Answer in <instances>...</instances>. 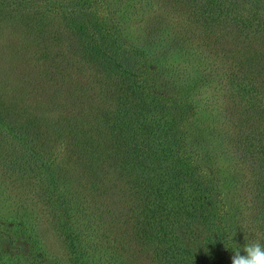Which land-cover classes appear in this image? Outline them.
I'll list each match as a JSON object with an SVG mask.
<instances>
[{
  "label": "trees",
  "instance_id": "obj_1",
  "mask_svg": "<svg viewBox=\"0 0 264 264\" xmlns=\"http://www.w3.org/2000/svg\"><path fill=\"white\" fill-rule=\"evenodd\" d=\"M152 1L0 0V30L13 26L22 33L18 41L23 42V47L16 43L18 49L11 46L12 30L1 37L5 43L0 45V178L11 172L9 181L17 182L15 188L19 191H26L28 180L34 176L40 186L34 195L40 205L55 213L60 211L62 226L78 264H95L97 256H88L81 248L85 238L95 241L91 240L89 231L81 230L84 219L81 221L76 216L77 211H85L86 218L87 214L97 219L103 236L113 240L108 250L117 256L116 261L124 264L121 257L126 264L129 261L125 255L128 236L118 224L129 196L140 206L146 199L142 197L146 188L141 189L142 183L134 179L137 174L132 177L129 173L126 191L120 194L117 192L119 181H114L109 172L112 165L107 164L115 161L123 164L122 168L130 165L125 154L130 155L138 147V134L135 141L133 130L136 123L147 131L146 124L154 119V114L162 117L168 108L180 113L179 118L174 115L170 128L172 139L180 135L179 142L172 140L176 142V150L171 149L173 143H159L163 150L156 156H167V162L171 161L169 174L173 171L181 176L201 169L199 164L188 161L186 140L198 142L205 151L204 135L228 132L230 125L243 135L253 126L234 121L216 122L205 117L203 100H194L188 92L201 74L200 65L195 62H203L205 58L191 55L190 49L202 50L205 35L217 34V43H222L221 49H217V58L223 62L222 70L229 71L228 84L233 88L239 86L240 95L249 93L255 84L251 81L255 74L248 80L246 74L236 75L229 59L230 55H238L241 61L235 62L242 63L243 68L254 65L264 72V0H165L155 10ZM93 6L97 8L95 11ZM161 8V14H156ZM100 9L102 15H99ZM49 19L58 20L59 29L49 26ZM47 28L55 34L45 38ZM7 34L9 39L4 38ZM24 41L32 46H24ZM47 43L61 50L51 52ZM48 51L62 67L47 69L43 65V55ZM19 54H22L19 60L22 65L15 67ZM47 70L52 72L46 74ZM60 76L65 78L64 83ZM81 78L87 81L85 87L78 80ZM68 85L84 97L90 90H97L96 100L100 98L103 103L107 98V103L104 102L107 105L99 101L101 110L90 106L86 107L90 115L72 116L63 92ZM190 112L198 122L191 120ZM256 116L264 117V106ZM80 117L85 119L77 120ZM150 153L154 154V149L147 144L145 155L148 157ZM149 158L143 159L147 162L141 169L153 170ZM159 176L158 173L157 180ZM2 184L5 182H0V187ZM119 197H124L123 203ZM161 197L166 198L161 202L164 213L178 214L169 194ZM75 203L78 205L73 208ZM190 215L196 219L197 214ZM3 222L0 211V223ZM20 224L21 234L25 235L24 226L28 223ZM217 232L225 242L217 241V263L229 264L234 250L232 241L221 222L217 224ZM4 234L13 241L8 231ZM180 234L176 232V241L182 239ZM91 246L93 250L99 249L94 243ZM201 251L198 248L188 251L191 264L202 262L207 252L200 255ZM133 263L138 264L135 260ZM0 264L28 263L18 249L7 251L0 247Z\"/></svg>",
  "mask_w": 264,
  "mask_h": 264
},
{
  "label": "rangeland",
  "instance_id": "obj_2",
  "mask_svg": "<svg viewBox=\"0 0 264 264\" xmlns=\"http://www.w3.org/2000/svg\"><path fill=\"white\" fill-rule=\"evenodd\" d=\"M162 1L165 0H153L151 3L155 5L153 9L155 10V7L157 9V6L161 7L159 3ZM95 9L97 8L93 6V11ZM161 12L162 8L156 14H161ZM102 14L100 9L99 15ZM148 17L151 15L149 14ZM58 22L53 19L49 26L59 29ZM7 24L10 25L9 22ZM7 31H10V37L14 41L11 46L18 49L16 43L19 42V46L23 47L22 40L18 41L22 37L20 36L22 33L11 25L7 29L0 30V45L5 43L1 37ZM53 34H55L53 30L47 28L44 37L48 38ZM30 35L33 34L30 33ZM10 37L7 34L4 38L9 39ZM204 40L206 43L205 47H201L202 50L190 49L193 52L191 55H199L205 60L204 63L199 60L195 62L200 65L198 68H200L201 74L198 76V81L189 87L191 89L188 91L189 94L196 101L203 100V113L205 112L204 115L209 117V120L226 123L234 121L242 126L248 124L249 127L252 124L253 126L248 133L243 135L237 133L234 125L229 126V133L216 132L204 135L207 140L205 151H202L198 142L190 143L186 140L188 161L192 164L194 162L199 164L201 169L189 174L184 173L183 176L176 175V172L173 171L169 174L171 161L167 162V156H156L159 150H163V146H160L159 143L171 144L173 139H176L177 142L180 141V135H175L173 139L170 136L173 117L175 115L179 118L180 113L168 108L163 112L162 117L154 114V119L146 124L148 125L147 131L138 123L133 126L135 141L138 134L139 142L137 143L138 147L130 155L125 154L126 159L129 158L130 165L122 168L123 164L120 162L109 161L107 164L112 165L109 172L114 181L117 183L119 181L117 192L120 194L126 191L130 174L132 177L137 174L134 179L138 183H142L141 189L146 188V192L142 196L146 199L140 206H137L135 201L132 202V198L129 196V201L125 202L123 206L124 216L118 224L125 231L129 240L128 254H125L129 260L127 264L133 263V260L138 264H191L188 251H193L196 248L199 251L202 249L200 255L207 252L200 264H221L217 263V241L223 243L224 239L217 232L219 222L226 227L234 250L237 246L243 248L246 236L249 239L253 236L264 237V117L256 116L257 111L264 106L263 68L254 65L243 68L242 63L239 65L235 62L240 63L241 58L238 55H230L229 61L235 66L236 75L246 74L247 80L252 78L249 77L252 73L256 76L251 79L255 84L249 93L240 95L237 93L240 90L239 86L236 85L233 88L228 84L227 74L229 71L222 70L223 62L217 58V49H221L222 46V43H217V34L213 37L205 35ZM25 44L30 45L31 43L24 41V46ZM53 46L51 43H47V48L51 52L56 53L61 50V48L56 49ZM190 50L187 49V51ZM202 53L204 54L201 55ZM21 55L16 57L15 67L22 65L19 61L22 60ZM43 56L45 60H43V65L47 69H49L48 67L55 69L62 67L50 51ZM191 57L190 59H193L194 56ZM74 67L77 66L74 65ZM51 72L52 70H47L46 74ZM60 77L64 83L65 78ZM78 80L85 87L87 81L83 78ZM63 92L67 95L65 103L70 104L68 109L72 116L91 113L86 110V107L93 106L95 109L101 110L100 103L107 105L105 104L107 98H104L105 103H102L100 98L96 100L97 90H90L87 97H84L77 93L74 86L68 85ZM196 105L200 106L201 104L196 103ZM218 110H221L220 115H217ZM157 116L160 118V122L156 125ZM190 117L194 122L199 121L192 116V112H190ZM81 118L85 119V117H80L77 120ZM202 118L204 117H200V119ZM175 143H173V147L171 146L172 151L177 148ZM147 144L152 145L154 149V154L150 153L148 156L153 170L141 169L146 167L145 163L148 160L145 155ZM140 149L142 151H139ZM139 154H142V157ZM139 166L140 169L135 170V167ZM158 173L160 176L157 180ZM12 176L13 174L9 172L6 177L0 178V182H5L0 187V211L4 216V222L0 223V247L7 251L13 248L18 249L28 264H78L77 256L70 248V239L62 226L60 211L52 212L38 203L39 200L34 195V190L39 191L40 186L34 176L28 180L26 191H19L15 188L17 182L14 181L12 184L13 182L9 181ZM167 193L171 198L169 200L175 201L176 211L178 210L176 215L169 216L162 209L161 202L166 198L161 196H165ZM119 198L123 203L124 197ZM77 205L75 203L73 208H76ZM27 208L30 211H25ZM192 213L197 214L196 219L190 215ZM25 214L27 217H24ZM76 216L81 221L84 219L81 230L89 231L93 237L91 240L95 241L90 242V238L83 240L81 248L84 253H88V256H97L95 264H120L115 260L117 256L108 250L109 242L113 243V240L103 236L104 231L100 230L101 227L97 219L95 220L87 214L86 218L85 211H77ZM19 223H21L20 225L28 223L24 226L25 235L21 234ZM94 230H96L95 234ZM5 231H8L9 235L14 238L12 242L4 234ZM176 232L182 233L180 234L182 239L179 241H176ZM92 243L99 249L94 248L93 250ZM225 245L227 248L228 245ZM120 256L122 255L120 254ZM184 257L187 259L185 263H183ZM208 257H212V259ZM121 259L126 264V260L123 257Z\"/></svg>",
  "mask_w": 264,
  "mask_h": 264
},
{
  "label": "clouds",
  "instance_id": "obj_3",
  "mask_svg": "<svg viewBox=\"0 0 264 264\" xmlns=\"http://www.w3.org/2000/svg\"><path fill=\"white\" fill-rule=\"evenodd\" d=\"M245 240L243 248L237 246L233 250L231 264H264V237L246 236Z\"/></svg>",
  "mask_w": 264,
  "mask_h": 264
}]
</instances>
